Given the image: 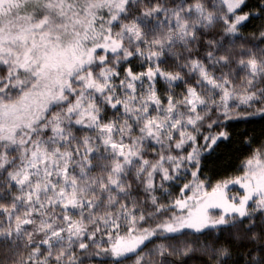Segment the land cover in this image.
<instances>
[{"label":"snow or ice","instance_id":"6c2138e0","mask_svg":"<svg viewBox=\"0 0 264 264\" xmlns=\"http://www.w3.org/2000/svg\"><path fill=\"white\" fill-rule=\"evenodd\" d=\"M260 122L264 0H0V264H264Z\"/></svg>","mask_w":264,"mask_h":264},{"label":"trees","instance_id":"16d2710c","mask_svg":"<svg viewBox=\"0 0 264 264\" xmlns=\"http://www.w3.org/2000/svg\"><path fill=\"white\" fill-rule=\"evenodd\" d=\"M252 30V26L250 25L244 30V34L248 35ZM177 92H179V89H177ZM232 132L231 141L222 142L216 149V152L208 158V162L205 165V175L209 176L213 183L218 179L241 174V162L252 149L264 141V122L241 123L234 127ZM243 132H246L247 136H241L240 133ZM246 140H255L256 143H245ZM173 195H178V189L173 190Z\"/></svg>","mask_w":264,"mask_h":264},{"label":"rangeland","instance_id":"374dc122","mask_svg":"<svg viewBox=\"0 0 264 264\" xmlns=\"http://www.w3.org/2000/svg\"><path fill=\"white\" fill-rule=\"evenodd\" d=\"M239 191L240 190L238 189V186H230V188H229V194H231V195H236V194H238Z\"/></svg>","mask_w":264,"mask_h":264}]
</instances>
